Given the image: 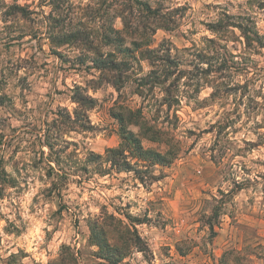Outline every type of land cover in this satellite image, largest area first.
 <instances>
[{
    "label": "rangeland",
    "instance_id": "rangeland-1",
    "mask_svg": "<svg viewBox=\"0 0 264 264\" xmlns=\"http://www.w3.org/2000/svg\"><path fill=\"white\" fill-rule=\"evenodd\" d=\"M0 170V264H264V0H0Z\"/></svg>",
    "mask_w": 264,
    "mask_h": 264
},
{
    "label": "trees",
    "instance_id": "trees-1",
    "mask_svg": "<svg viewBox=\"0 0 264 264\" xmlns=\"http://www.w3.org/2000/svg\"><path fill=\"white\" fill-rule=\"evenodd\" d=\"M113 65H116L115 62ZM138 116L139 113L135 115V121L133 120V123H136L141 129L145 131H149L152 129L153 134L155 135V139L158 138L159 136L157 134L160 133V131L155 130L151 125H148L147 120L144 117L140 116L141 118H139ZM116 119L119 124L118 133L121 138V144H124V146L122 147L121 144H119L117 147L108 148L106 150V155L102 158V160L108 163L117 171L132 170L137 173H141L142 175H140L138 179L142 183H147V181L152 180H158L159 175H155L152 171L149 172L147 169V164H144V162L147 161L146 159H149L150 157L153 165L159 164L165 166L170 162L171 159L166 154H162L159 151L144 148L142 146L140 137L133 131H131L126 124L127 121L128 123L131 121L130 119L125 120V117L120 113L116 114ZM127 145H129L134 152L133 157L136 160L133 163L130 162L129 157L126 154L125 147ZM1 173L2 171L0 170V174ZM109 248H111L113 251L118 252L117 247L115 246L109 245Z\"/></svg>",
    "mask_w": 264,
    "mask_h": 264
}]
</instances>
